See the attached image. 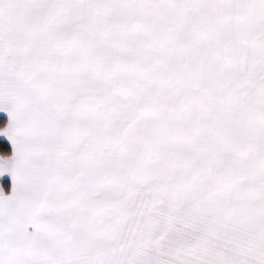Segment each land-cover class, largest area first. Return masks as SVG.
Here are the masks:
<instances>
[{
  "label": "snow or ice",
  "instance_id": "6c2138e0",
  "mask_svg": "<svg viewBox=\"0 0 264 264\" xmlns=\"http://www.w3.org/2000/svg\"><path fill=\"white\" fill-rule=\"evenodd\" d=\"M0 264H264V0H0Z\"/></svg>",
  "mask_w": 264,
  "mask_h": 264
}]
</instances>
